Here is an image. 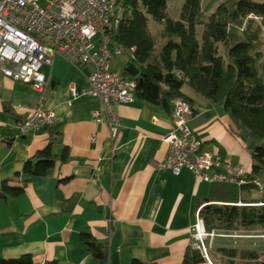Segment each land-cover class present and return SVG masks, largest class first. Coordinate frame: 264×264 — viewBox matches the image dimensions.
I'll list each match as a JSON object with an SVG mask.
<instances>
[{
  "label": "crops",
  "instance_id": "1",
  "mask_svg": "<svg viewBox=\"0 0 264 264\" xmlns=\"http://www.w3.org/2000/svg\"><path fill=\"white\" fill-rule=\"evenodd\" d=\"M92 71L59 57L52 68L43 67L49 82L45 106L55 112V122L22 134L18 126L40 94L0 76V190L3 181L23 189L0 200V258L28 254L39 264H181L191 248L198 205L212 184L188 170L175 176L157 168L168 152L162 138L172 129L171 114L160 106L135 95L117 108L121 126L113 137L105 123L92 118L98 100H71L69 86L85 88ZM181 94L192 105L188 127L202 142L200 151L249 173L250 154L223 106L188 86ZM49 140L53 167L41 178L24 173V163ZM84 234L103 247L102 259L81 242Z\"/></svg>",
  "mask_w": 264,
  "mask_h": 264
},
{
  "label": "trees",
  "instance_id": "2",
  "mask_svg": "<svg viewBox=\"0 0 264 264\" xmlns=\"http://www.w3.org/2000/svg\"><path fill=\"white\" fill-rule=\"evenodd\" d=\"M121 2L125 14L111 39L117 46L133 49L132 58L126 60L120 74L136 81L135 95L172 114L175 100L189 102L181 94V88L188 86L198 96L223 106L250 154L251 170L243 177L245 184H212L209 197L200 201L199 215L205 229L264 227V199L248 202L241 197L242 193L257 190L259 181L264 188V0H224L211 12L202 8L203 0H184L178 20L168 16V0ZM148 17L163 25L160 37L166 41L157 56ZM201 25L198 39L196 27ZM176 71L183 75L180 79ZM53 143L49 140L27 160L23 172L35 178L45 176L55 162ZM22 192V187L3 181L0 200L15 198ZM80 240L97 259L104 257L105 250L91 236L81 235ZM216 252L224 259L264 264L257 251L220 247ZM0 264L39 263L25 254L0 258ZM181 264H207V260L189 248Z\"/></svg>",
  "mask_w": 264,
  "mask_h": 264
},
{
  "label": "built area",
  "instance_id": "3",
  "mask_svg": "<svg viewBox=\"0 0 264 264\" xmlns=\"http://www.w3.org/2000/svg\"><path fill=\"white\" fill-rule=\"evenodd\" d=\"M124 14L121 0H0V76L29 85L40 94L28 118L18 126L21 134L55 122V112L45 106L49 82L42 68H52L57 57L73 66L93 68L85 88L77 91L69 86L71 100H98L93 120L105 123L111 136L117 134L121 126L117 108L133 101L136 88L134 79L111 69L112 59L133 56V49L117 46L111 39ZM174 74L179 79L183 76L177 71ZM193 115L189 102L174 101L172 129L162 138L168 152L157 168L168 169L175 176L188 170L209 184H245L242 169L211 152L200 151L202 142L188 127ZM214 235L205 229L198 210L191 227V248L208 259Z\"/></svg>",
  "mask_w": 264,
  "mask_h": 264
},
{
  "label": "rangeland",
  "instance_id": "4",
  "mask_svg": "<svg viewBox=\"0 0 264 264\" xmlns=\"http://www.w3.org/2000/svg\"><path fill=\"white\" fill-rule=\"evenodd\" d=\"M224 0H203L202 8L211 12L216 9ZM184 3V0H168L167 13L171 19L178 20L180 16V10ZM206 12V13H207ZM209 14V13H207ZM210 15V14H209ZM209 15L205 18L208 20ZM148 28L150 33L155 39V56H157L160 48L164 45L166 39L160 37V31L163 28L161 23L154 22L148 17ZM203 26L196 27L197 38L200 39ZM129 56V54H127ZM128 58L119 57L114 58L111 61V69L114 73H122L126 60ZM260 187L257 190H252L249 193H242V199L250 201H257L264 199V188L261 181H259ZM214 232V238L211 242L210 248H208L207 264H244L238 259H224L217 252L216 249L220 247L234 248L238 252L245 251H257L260 253V261L264 260V227H256L251 229L238 228L233 231L212 230ZM211 231V232H212Z\"/></svg>",
  "mask_w": 264,
  "mask_h": 264
}]
</instances>
